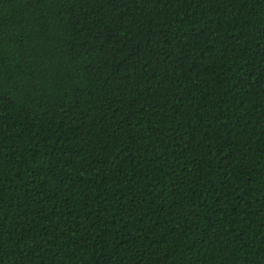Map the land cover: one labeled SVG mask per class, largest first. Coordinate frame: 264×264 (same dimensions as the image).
Segmentation results:
<instances>
[{"label": "trees", "instance_id": "16d2710c", "mask_svg": "<svg viewBox=\"0 0 264 264\" xmlns=\"http://www.w3.org/2000/svg\"><path fill=\"white\" fill-rule=\"evenodd\" d=\"M0 264H264V0H0Z\"/></svg>", "mask_w": 264, "mask_h": 264}]
</instances>
